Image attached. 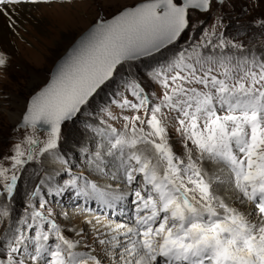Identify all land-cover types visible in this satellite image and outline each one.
<instances>
[{
    "label": "snow or ice",
    "instance_id": "1",
    "mask_svg": "<svg viewBox=\"0 0 264 264\" xmlns=\"http://www.w3.org/2000/svg\"><path fill=\"white\" fill-rule=\"evenodd\" d=\"M236 3L134 0L70 44L0 144V264H264V14Z\"/></svg>",
    "mask_w": 264,
    "mask_h": 264
},
{
    "label": "rangeland",
    "instance_id": "2",
    "mask_svg": "<svg viewBox=\"0 0 264 264\" xmlns=\"http://www.w3.org/2000/svg\"><path fill=\"white\" fill-rule=\"evenodd\" d=\"M133 2L134 0H53L52 3L20 5L19 11L15 12L18 17L14 15L16 24L8 38L9 42L0 46V50L5 51L10 60L6 70L0 72V101H3L0 103V144L4 149L11 142L9 132L15 123L9 114L21 113L23 101L35 87L46 80L49 70L65 48L98 16H111L121 7ZM242 4H247L246 13L241 12ZM261 14H264V0H259L258 3L257 0H237L236 11L227 13L233 25L237 22L245 23ZM62 15L64 18L60 21L58 16ZM108 95L102 93L96 102L101 103ZM78 128L79 130L69 134V141L64 147L72 149L68 153V159L74 166L73 169L85 171V158L80 153L79 144L89 138V133L83 130L82 125ZM56 206L68 213V216L62 218V223L79 224L80 218L85 215L81 211L83 205L80 206L71 194L58 197ZM99 212L87 215L95 216Z\"/></svg>",
    "mask_w": 264,
    "mask_h": 264
},
{
    "label": "bare ground",
    "instance_id": "3",
    "mask_svg": "<svg viewBox=\"0 0 264 264\" xmlns=\"http://www.w3.org/2000/svg\"><path fill=\"white\" fill-rule=\"evenodd\" d=\"M23 6V5H22ZM20 7V5H18V6H16V11L18 10L19 11V8ZM25 7V6H24ZM28 7V6H27ZM75 15V14H74ZM15 16H17V15H15ZM67 16V15H66ZM18 17V16H17ZM55 18L57 17V16H54ZM54 17H53V19H54ZM59 17V20L61 21L64 17H63V15L62 16H58ZM15 19V18H14ZM73 21H74V19H73ZM72 22V21H71ZM51 23V22H50ZM62 23H64V22H62ZM67 24V23H66ZM65 24V25H66ZM69 24H70V22H69ZM54 25V24H53ZM58 25V24H57ZM61 25V24H60ZM67 26V25H66ZM13 27H10L9 26V22H8V20H7V18L6 17H4L3 15H0V46L2 45V44H4V43H8L9 42V37L11 36V34H12V30H14V29H12ZM37 28L39 29V27L37 26ZM38 29H37V31H38ZM68 47V46H67ZM66 47V48H67ZM65 48V49H66ZM21 110H22V108H20V112H21ZM10 115V117H11V119L14 121V122H16L17 121V118H18V116H19V114H13V113H10L9 114ZM82 205V204H81ZM80 205V206H81ZM93 212H95L96 213V211H93ZM93 212H91L90 214H93Z\"/></svg>",
    "mask_w": 264,
    "mask_h": 264
},
{
    "label": "water",
    "instance_id": "4",
    "mask_svg": "<svg viewBox=\"0 0 264 264\" xmlns=\"http://www.w3.org/2000/svg\"><path fill=\"white\" fill-rule=\"evenodd\" d=\"M88 27H89V26H88ZM88 27H87V28H88ZM87 28H86V29H87ZM86 29H85V30H86ZM85 30H84V31H85ZM84 31H83V32H84ZM80 34H81V33H80ZM80 34H79V35H80ZM79 35H78V36H79ZM78 36H77V37H78ZM77 37H76V38H77ZM76 38H75V39H76ZM69 46H70V45H69ZM69 46H68V47H69ZM68 47H67V48H68ZM67 48H66V49H67ZM66 49H65V50H66ZM65 50H64V52H65ZM64 52H63V53L57 58V60H58V59L64 54ZM57 60H56V61H57ZM56 61H55V62H56ZM55 62H54V63H55ZM53 66H54V64H53ZM53 66L51 67V69L53 68ZM51 69H50V70H51ZM50 70H49V71H50ZM48 74H49V72H48Z\"/></svg>",
    "mask_w": 264,
    "mask_h": 264
}]
</instances>
